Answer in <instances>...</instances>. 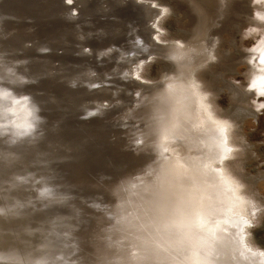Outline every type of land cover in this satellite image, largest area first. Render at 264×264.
<instances>
[{"label": "rangeland", "instance_id": "1", "mask_svg": "<svg viewBox=\"0 0 264 264\" xmlns=\"http://www.w3.org/2000/svg\"><path fill=\"white\" fill-rule=\"evenodd\" d=\"M263 70L264 0H0V94L35 109L27 136H0V264H215L161 199L169 168L196 172L166 88L181 81L186 138L218 126L209 166L244 201L229 217L197 201V226L234 228L220 264H264Z\"/></svg>", "mask_w": 264, "mask_h": 264}, {"label": "bare ground", "instance_id": "2", "mask_svg": "<svg viewBox=\"0 0 264 264\" xmlns=\"http://www.w3.org/2000/svg\"><path fill=\"white\" fill-rule=\"evenodd\" d=\"M218 1L221 2V0H218ZM194 8L197 10V12L199 11V16H201V18L199 17L198 19L199 20L201 19V22L204 25V23L206 21H208L207 16H206L207 15L206 12L209 10H205L200 6L194 7ZM194 8H193V10H195ZM210 11L213 12V10H210ZM186 48L189 49V46ZM178 50L180 51L181 49H178ZM178 57L180 59V58H183L184 55L182 56L181 52H180L178 54ZM259 76H261L260 78L257 79V80H259L258 81L259 87L264 88V86H262L264 83V70L258 73V77ZM181 82H182V85L177 84V87H174V85L168 84L171 87L170 88L166 87V88L168 90H171V93L174 89H176L178 91V93H176V96L174 94H170V96H169L170 99H172V101L170 103L173 102V104L178 105V108H175L176 110H178V112H176L177 115L173 112V115H175L176 119L178 120V122L175 123V126L177 127L180 123V125H179V127H177L178 129L176 131H177V133L184 132L183 136L185 138H184V142H183V151L192 152L194 154V157L190 158V160H193V162L191 163V166H193V168H194L191 170H195L197 172V174H196V172L195 173L190 172V170H189L188 171L189 175L186 176L187 180L186 181L183 180V182L180 183V181H178V179H179V173H178L179 169L178 168L181 169L184 167L181 164L180 165L176 164L177 165L176 168L175 167L169 168V169L167 168L168 171H166V173H168L169 176L166 175L168 178H166V180L164 181V184L162 185L163 187H162L161 199L163 198V200H165L164 203L166 204V207H167L169 212L171 211L172 213H174L178 216H180V215L182 216L178 222V225H175V228H177V233H178L177 236L180 235L179 238H182L185 242L190 243V245H188L189 249L192 251L190 254H191V256L195 257L193 259H197L196 261L195 260L194 261L195 262L202 261L204 263H207L211 260L212 255H214L213 252H215V255H216L215 259H214L215 264H220L222 262V260H219V258H218V256H220L218 251L221 250L220 247L227 246L226 245L227 241L225 239L226 235H227V237L230 236V238L232 239V234L230 233V230L232 232L234 228H224L225 231H221V230H223V228H221V227L216 228L215 226H217L216 225L217 222L219 221V223H220V220H221L219 218L218 219L215 218L216 219L215 222H212V223L209 222V224L205 225V227H203V228L197 226V225H199V221L197 222V220H196L198 218V217L196 218V209H195V205H197L196 202L198 201L201 204V206L203 207V208H199L200 212H202L203 210H204V212H207V210L212 211L215 208H217V210H219V211H222V210L224 211L225 209L229 208L228 213H226V215H228V217H229V216L234 215V213H235V215L243 213V211H244V203L243 202L244 201H242L239 198L237 191H235L236 189L234 190V187L230 186L225 178L221 179L219 176L220 174L218 175L219 172L217 173V171H216V173H215L214 171L211 170V168L209 166V163L211 162L210 159L214 155V153H213L214 152V150H213L214 145H212V143L205 144V143H203L202 139H204V138L209 139V140L214 139L215 142L217 144H219V142H217V140H216V136L220 134V132H219L220 130H219L218 126L213 124V123H210L207 120H204V123H205L204 130L198 131L197 133L192 132L191 133L192 136L190 137L191 139L186 138L187 134L189 132H191V129H193L194 126H195V128L196 127L198 128L200 124L198 122H196V120H194V118L192 116V109L187 110V108H186V111H183V108L185 106V102L187 101V100L186 101H184V100L188 97L187 96L188 95V93H187L188 88H187V91L184 90L186 88V86H185L186 82H184V81H181ZM175 85H176V83H175ZM183 90H184V92L187 93V95H183L181 97L180 91H183ZM178 96H179L180 100L174 101L173 98H176ZM185 107H187V105ZM189 111H191L190 115H189ZM200 112L201 111H199V114H200ZM204 113H205L204 115H207L206 110H204ZM179 115H181L180 119H179ZM209 133H210V135H208V136H210V137L205 136ZM184 143H186V144H184ZM213 144H215V143H213ZM220 147H222V145L219 146V148H218L219 150H220ZM215 148L217 149V147H215ZM222 149H224V148L222 147ZM223 152H224V150H223ZM218 154H219V152H218ZM196 155H197V157H196ZM218 158H219V156H218ZM175 161L177 162V160H175ZM175 161L173 160V162H175ZM206 166H207V168H206ZM172 172L174 173V175H173V178H170V174ZM196 176L204 179L205 183H203V184H206L208 187L207 189L211 190L209 195L204 194L202 196L201 192H198V190L191 187V183L186 184V182L190 181L189 179H194V177H196ZM195 181H197V180H195ZM219 183H221L224 187L220 188V191L218 192V194H217L218 196H217L214 192L215 190L214 191H212V190L215 189L213 187H215L216 184L218 186ZM199 184H201V183H199ZM203 187H204V185H203ZM218 188H219V186H218ZM204 196H205V198H207L208 202L203 200ZM168 199H170V201H169L170 203H168ZM194 210H195V212H194ZM184 212H187V213L184 214ZM199 214H201V213H199ZM205 216L206 215H204V217ZM211 219H213V218H211ZM196 222H197V224H196ZM165 224H166V221H165ZM201 226H202V222H201ZM238 232H239V230H238ZM163 235H164V233H163ZM182 235H184V236H182ZM165 236H163V237H165ZM156 240H158V239H156ZM229 240H228V243H229ZM158 241L161 242V240H158ZM174 241H175V239H174ZM234 241H236V240H234ZM231 244H229V245H231ZM241 244H243V243H241ZM162 245L163 244H161V246ZM172 245H173V243H172ZM172 245H171V248H173ZM163 246L166 247L165 245H163ZM233 246L234 245H232L230 248H232ZM167 249H168V247H167ZM187 251H189V250H186V252ZM233 251H234V249H233ZM164 253L165 252H163V254ZM179 253H181V252H179ZM187 253H186V255H187ZM167 254L168 253H166V255ZM157 255H158V253H157ZM178 255L179 254H177V257H178ZM222 256H224V255H222ZM246 256L247 255H245V257ZM163 257H164V255H163ZM246 258H248V257H246Z\"/></svg>", "mask_w": 264, "mask_h": 264}, {"label": "clouds", "instance_id": "3", "mask_svg": "<svg viewBox=\"0 0 264 264\" xmlns=\"http://www.w3.org/2000/svg\"><path fill=\"white\" fill-rule=\"evenodd\" d=\"M28 108V101L16 98L12 92L0 94V136L9 133L14 138L27 136L35 122V109L29 111ZM29 117L32 122H29Z\"/></svg>", "mask_w": 264, "mask_h": 264}]
</instances>
